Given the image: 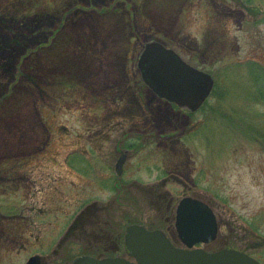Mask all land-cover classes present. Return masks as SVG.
<instances>
[{
    "label": "rangeland",
    "instance_id": "obj_1",
    "mask_svg": "<svg viewBox=\"0 0 264 264\" xmlns=\"http://www.w3.org/2000/svg\"><path fill=\"white\" fill-rule=\"evenodd\" d=\"M152 41L213 77L199 110L143 86L137 57ZM251 62L264 68V0H0V215L25 229L0 264L127 258L129 223L183 247L184 196L219 225L196 247L264 262V107L250 98Z\"/></svg>",
    "mask_w": 264,
    "mask_h": 264
},
{
    "label": "water",
    "instance_id": "obj_2",
    "mask_svg": "<svg viewBox=\"0 0 264 264\" xmlns=\"http://www.w3.org/2000/svg\"><path fill=\"white\" fill-rule=\"evenodd\" d=\"M137 67L141 80L157 97L190 112L197 110L213 89L214 80L208 73L189 65L173 49L157 41L144 45ZM174 228L184 248L175 247L161 230L131 224L125 228L124 245L132 260L80 256L73 264H264L233 248L214 252L194 248L196 244L212 243L218 234L216 216L201 200H179ZM26 264H41L40 257L32 256Z\"/></svg>",
    "mask_w": 264,
    "mask_h": 264
},
{
    "label": "flooded vegetation",
    "instance_id": "obj_3",
    "mask_svg": "<svg viewBox=\"0 0 264 264\" xmlns=\"http://www.w3.org/2000/svg\"><path fill=\"white\" fill-rule=\"evenodd\" d=\"M125 161V154L123 152H121L119 158L116 160V163L114 165V170H115V173L118 177H121V174H122V171H123V163ZM0 217H3V218H0V252H8L11 247L8 246V243L11 245V239L13 240H16L18 239V241L21 242L22 238H25L24 237V234H25V229H22V227H11V225L9 224H5V220H7L6 218H11V215H8V214H5L4 216H1ZM21 221H24V217L21 218ZM19 233L18 234H14V233ZM13 236V237H12ZM24 242L21 244L23 245ZM83 255H86V254H82V255H78L77 257H75L71 264H73V261L75 259H77L78 257L80 256H83ZM88 255V254H87ZM40 257V263L42 264V258L41 256ZM104 257H107V255H100V256H95V258H98V259H101V258H104ZM27 260L25 261L24 264H26Z\"/></svg>",
    "mask_w": 264,
    "mask_h": 264
},
{
    "label": "trees",
    "instance_id": "obj_4",
    "mask_svg": "<svg viewBox=\"0 0 264 264\" xmlns=\"http://www.w3.org/2000/svg\"><path fill=\"white\" fill-rule=\"evenodd\" d=\"M248 68L252 75V87L250 88L252 92H249L250 98L253 101L259 102L264 107V68L258 66L256 62H251ZM259 138L264 139V132L260 134ZM261 237L264 239L263 236Z\"/></svg>",
    "mask_w": 264,
    "mask_h": 264
}]
</instances>
